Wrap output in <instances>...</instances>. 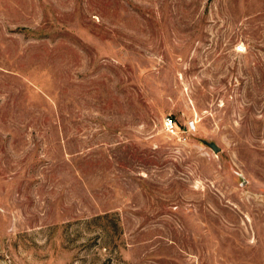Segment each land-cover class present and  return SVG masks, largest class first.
<instances>
[{
    "label": "rangeland",
    "instance_id": "1",
    "mask_svg": "<svg viewBox=\"0 0 264 264\" xmlns=\"http://www.w3.org/2000/svg\"><path fill=\"white\" fill-rule=\"evenodd\" d=\"M0 264H264V0H0Z\"/></svg>",
    "mask_w": 264,
    "mask_h": 264
},
{
    "label": "built area",
    "instance_id": "2",
    "mask_svg": "<svg viewBox=\"0 0 264 264\" xmlns=\"http://www.w3.org/2000/svg\"><path fill=\"white\" fill-rule=\"evenodd\" d=\"M235 49H236V51H243L244 47L237 46ZM162 123H163L164 129L167 132L172 133V134L177 133L178 129H177V126H176V122H175V120L172 117H170V116L164 117L163 120H162ZM194 129H195L194 120L188 121L186 126H185V130L186 131H193Z\"/></svg>",
    "mask_w": 264,
    "mask_h": 264
},
{
    "label": "water",
    "instance_id": "3",
    "mask_svg": "<svg viewBox=\"0 0 264 264\" xmlns=\"http://www.w3.org/2000/svg\"><path fill=\"white\" fill-rule=\"evenodd\" d=\"M204 143L210 147L215 153H217L220 148L217 146V144L213 141H204Z\"/></svg>",
    "mask_w": 264,
    "mask_h": 264
}]
</instances>
